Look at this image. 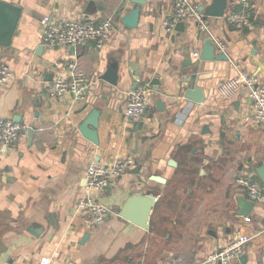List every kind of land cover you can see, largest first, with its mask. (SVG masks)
Instances as JSON below:
<instances>
[{"label": "crops", "instance_id": "1", "mask_svg": "<svg viewBox=\"0 0 264 264\" xmlns=\"http://www.w3.org/2000/svg\"><path fill=\"white\" fill-rule=\"evenodd\" d=\"M2 1L22 14L11 45H0V61L13 71L0 88V120L20 118L15 123L28 131L0 154V264H208L211 252L243 234L254 238L239 264H264V183L250 172L264 165V125L255 123L247 92L229 85L238 76L233 64L264 85V0H252L251 27L209 19L227 46L228 60L216 62L194 57L207 38L192 21H185V32L166 31L177 0H144L137 28L121 24L136 6L132 0ZM213 1L191 0L198 9ZM228 1V13L240 6V0ZM47 16L53 22L111 19L115 27L103 49L47 50L41 25ZM190 57L192 65L184 67ZM73 60L90 79V94L83 102L51 98L52 82L68 76ZM111 67L117 86L103 79ZM196 68L201 104L184 96ZM140 86L151 88V106L131 122L128 97ZM95 109L101 111L98 145L79 132ZM118 158L135 165L101 197L111 212L89 229L76 208L87 169ZM247 177L261 184L263 200L249 216L237 217L229 203L248 195L238 182ZM131 198L152 203L148 229L116 212Z\"/></svg>", "mask_w": 264, "mask_h": 264}, {"label": "built area", "instance_id": "2", "mask_svg": "<svg viewBox=\"0 0 264 264\" xmlns=\"http://www.w3.org/2000/svg\"><path fill=\"white\" fill-rule=\"evenodd\" d=\"M227 23L237 28H248L253 25L252 0H240V6L225 17ZM210 18H206L191 0H177L175 9L165 21L167 32L173 33L180 22L192 21L197 29L210 40L218 53L226 52V43L217 37L212 29ZM42 45L47 50L57 48H79L93 45L96 49H103L114 31V22L111 19L94 22L84 19L61 20L53 22L45 17L42 22ZM200 52L194 57L200 60ZM233 67L238 72L235 80L229 84L232 90L239 88L245 90L252 102L253 119L257 125H264V85L258 77L243 70L237 64ZM68 76H58L49 88L51 98L71 96L75 101L83 102L91 92L90 79L78 69L77 61L67 64ZM13 79L12 69L0 61V88ZM151 88L140 86L129 93L125 117L131 122H139L147 114L151 106ZM28 128L13 121L0 120V154L3 149H11L17 141L27 135ZM133 159L118 158L111 164L93 162L86 172V186L83 195L76 203V208L84 216L85 226L95 229L101 226L110 209L101 201V197L129 170L133 169ZM239 184L248 193L250 200L259 202L263 200L261 184L253 178H240ZM250 223L251 218L245 219ZM253 235L243 234L231 240L220 250L211 252L207 257L208 264H239L246 246L253 240ZM39 264H51L50 260H42Z\"/></svg>", "mask_w": 264, "mask_h": 264}, {"label": "water", "instance_id": "3", "mask_svg": "<svg viewBox=\"0 0 264 264\" xmlns=\"http://www.w3.org/2000/svg\"><path fill=\"white\" fill-rule=\"evenodd\" d=\"M135 6L128 14H126L121 19V24L127 28H137L141 19L142 7L145 6L146 2L144 0H132ZM229 8L228 0H214L207 7H200L199 11L205 15L206 18L219 20L223 19ZM22 8L9 4L0 0V45L10 46L12 39L15 35L17 26L21 19ZM186 24L185 22H180L177 25V30L180 32H185ZM201 32L199 33L201 37ZM202 62H216L228 60V57L224 53H218L214 44L210 40H206L204 47L200 56ZM192 65L191 57L184 63V67H190ZM199 69H195V73L192 75L191 79L187 80L188 87L184 91L185 99L197 104H201L205 100L204 90L196 85ZM104 80L108 81L111 85H118V77L116 74V68L111 67L107 71L106 75L103 77ZM157 107L160 111H165V106L163 101L159 99L157 102ZM101 116V111L95 109L88 116L86 121L80 126L79 132L88 141L98 145L99 139L97 130L99 128V118ZM17 123L21 122L20 118H15ZM34 130H29V137H33ZM256 172L262 182L264 183V165L251 169L250 172ZM142 172L141 167H139L135 173L140 174ZM156 181L163 182V179L158 177H152ZM138 203L136 204L133 203ZM134 205V206H133ZM229 205H235L238 209L235 212L237 217H247L256 207V202L250 200L248 195L235 197ZM152 211V203L146 199H129L122 207L118 208L116 212L124 219L129 220L141 228L148 229V221ZM245 258L241 257V262H245ZM73 264V263H71Z\"/></svg>", "mask_w": 264, "mask_h": 264}]
</instances>
